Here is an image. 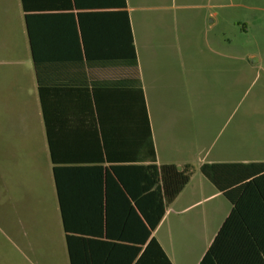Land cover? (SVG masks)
<instances>
[{
    "label": "crops",
    "instance_id": "crops-1",
    "mask_svg": "<svg viewBox=\"0 0 264 264\" xmlns=\"http://www.w3.org/2000/svg\"><path fill=\"white\" fill-rule=\"evenodd\" d=\"M134 49L157 162L195 167L152 232L172 264H198L233 206L199 165L264 161V0H0V211L31 264H72L55 165L75 264H136L143 230L107 236L101 190L132 160Z\"/></svg>",
    "mask_w": 264,
    "mask_h": 264
},
{
    "label": "trees",
    "instance_id": "trees-1",
    "mask_svg": "<svg viewBox=\"0 0 264 264\" xmlns=\"http://www.w3.org/2000/svg\"><path fill=\"white\" fill-rule=\"evenodd\" d=\"M125 7V0H119ZM127 16V12L124 11ZM128 37L131 36L127 16ZM129 57V56H128ZM136 104L134 149L127 154L119 152L118 164L102 168V192L105 205L102 218L107 236L116 237L110 230L124 229L132 222L135 230H143L133 246H128L130 261L136 264H172L157 239L152 235L166 208L188 183L195 171L191 163H158L153 135L148 123L147 109L137 65L133 54ZM127 161V162H126ZM200 173L233 204L230 213L217 231L198 264H264V161L204 162ZM67 245L74 262L72 246L77 230L71 226L65 199V167H53ZM118 206L112 211V204ZM147 235L149 240L146 243ZM118 239H130L122 234ZM144 245V247H142ZM112 253V252H111ZM147 260V262L145 261ZM130 264V262H127Z\"/></svg>",
    "mask_w": 264,
    "mask_h": 264
},
{
    "label": "rangeland",
    "instance_id": "rangeland-1",
    "mask_svg": "<svg viewBox=\"0 0 264 264\" xmlns=\"http://www.w3.org/2000/svg\"><path fill=\"white\" fill-rule=\"evenodd\" d=\"M261 155L258 160L264 159V153ZM9 209L10 204L0 211V264H31L20 256L9 237L15 224L12 209Z\"/></svg>",
    "mask_w": 264,
    "mask_h": 264
}]
</instances>
